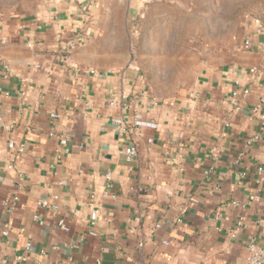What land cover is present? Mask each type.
I'll use <instances>...</instances> for the list:
<instances>
[{
	"label": "crops",
	"instance_id": "crops-1",
	"mask_svg": "<svg viewBox=\"0 0 264 264\" xmlns=\"http://www.w3.org/2000/svg\"><path fill=\"white\" fill-rule=\"evenodd\" d=\"M209 3L38 0L0 18L6 264H246L249 240L264 246V33L244 16L250 50L231 38L171 94L148 80L157 50L180 47L163 35Z\"/></svg>",
	"mask_w": 264,
	"mask_h": 264
},
{
	"label": "rangeland",
	"instance_id": "rangeland-1",
	"mask_svg": "<svg viewBox=\"0 0 264 264\" xmlns=\"http://www.w3.org/2000/svg\"><path fill=\"white\" fill-rule=\"evenodd\" d=\"M37 1L0 0V18L14 10L23 11ZM244 16L264 22V0H210L203 12L181 23L180 32L164 34L163 40L168 44L179 42L180 47L157 50L163 57L154 64H146L151 88L157 93L171 94L185 87L195 64L206 54L220 55V47L231 44V36Z\"/></svg>",
	"mask_w": 264,
	"mask_h": 264
},
{
	"label": "built area",
	"instance_id": "built-area-1",
	"mask_svg": "<svg viewBox=\"0 0 264 264\" xmlns=\"http://www.w3.org/2000/svg\"><path fill=\"white\" fill-rule=\"evenodd\" d=\"M252 25H253V31L255 33H257V34H263L264 33V22H262L259 18L252 17ZM231 38L233 41H238L240 39V48L242 50H250L252 47V42H251V39L249 37V34L248 35L245 34V35H243V37H240L238 34H234ZM258 46L261 49H264V42L263 41L259 42ZM3 68H4L5 72L9 74L10 70H9L8 65L4 64ZM86 71H88L90 73H94L93 69H88ZM257 71L258 70H255L253 68L249 69V72H252V73H255ZM262 71H264V70H262ZM259 74H261V73L259 72ZM4 76H6V75H4ZM235 86L236 87L231 91L230 101H231L234 109L238 110L240 108L238 103H237L238 99L246 97L249 90L247 87L241 86L239 84V82H235ZM259 110H260L259 105H255L251 109V111L253 113H256V114H258ZM262 117L263 116L260 115V118H262ZM22 146L23 145H21L19 148L20 151L22 150ZM136 153H137V145L134 142L130 143L123 151V154L127 160H130L131 158H133L136 155ZM258 170L261 171L262 168L260 167V168H258ZM250 198L251 199H257L256 196H250ZM16 200H17V198L13 197L11 200H8V201L3 200V201H1V203L7 204L8 207L11 209L14 207ZM190 201L195 202L196 199L191 197ZM39 206L42 208H49L50 210H52L54 212H57V209H58V206L55 203V201H53V202L40 201ZM134 220L138 222L139 217L138 216L135 217ZM242 221H243V218L240 217L239 220L236 222V227H235L233 232H236L241 227ZM57 224L61 229L67 230V226L65 225L63 218H59L57 221ZM1 227H2L1 228V234L3 236H6L8 234V230H9L8 224L4 223ZM233 232H232V234H233ZM89 234L94 235V232H90ZM29 248H30L29 244H27L25 246V249H29ZM247 251H248V253H247V257H246V264H264V246L257 244L255 242V240L251 239L247 243ZM24 260H26L25 256H20V255L14 256L13 264H18L19 262L24 261ZM8 262H9L8 258L0 256V263L6 264Z\"/></svg>",
	"mask_w": 264,
	"mask_h": 264
}]
</instances>
